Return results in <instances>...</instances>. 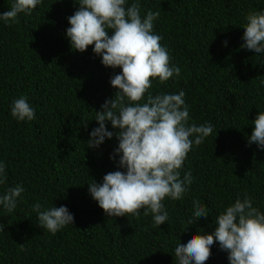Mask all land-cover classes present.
Here are the masks:
<instances>
[{"label": "trees", "instance_id": "1", "mask_svg": "<svg viewBox=\"0 0 264 264\" xmlns=\"http://www.w3.org/2000/svg\"><path fill=\"white\" fill-rule=\"evenodd\" d=\"M13 3L0 0V14ZM140 4L142 17L159 11L154 33L181 69L166 84L154 80L152 94L183 90L189 124L213 125L212 135L193 144L181 169L182 179L191 172L192 184L182 200L164 201L169 219L160 227L144 210L139 218L105 215L89 186L123 171L115 154L118 130L106 122L113 138L96 149L87 141L99 127L96 111L117 91L110 79L122 70L105 67L93 46L84 53L71 48L66 29L79 9L75 0H42L30 15L19 14V23L0 20V162L7 175L0 195L18 184L24 188L13 212L0 205V264H178V243L214 232L216 217L245 192L264 211V149L248 144L253 121L264 111V54L241 47L246 16L264 12V0ZM21 96L35 111L32 121L11 116L12 102ZM195 200L209 217L190 225ZM37 202L41 210L66 206L75 225L54 235L41 228L33 211ZM211 251L206 264H230L218 242Z\"/></svg>", "mask_w": 264, "mask_h": 264}, {"label": "clouds", "instance_id": "2", "mask_svg": "<svg viewBox=\"0 0 264 264\" xmlns=\"http://www.w3.org/2000/svg\"><path fill=\"white\" fill-rule=\"evenodd\" d=\"M63 2V0H57ZM79 9L70 17L66 36L74 51L84 53L90 46L102 57L105 67L121 69V73L110 79L117 91L105 101L101 111H96L95 121L99 127L90 132L88 148H99L105 139H112L110 122L118 132L115 136L119 155L118 168L107 173L102 183L90 184L89 192L108 217L139 218L152 215L154 226H161L169 219L164 201L167 198L182 200L192 184V174L181 178V169L189 152L201 145L213 133V125L205 122L197 126L189 124V106L185 92L178 94H156L151 92L154 80L166 84L181 69L171 62L162 37L154 33V21L159 11L148 10L141 15L140 0H75ZM42 0H14L9 11L0 14L7 24L19 23L18 15H30ZM241 46L257 55L264 54V12L250 11ZM111 31V35L109 34ZM227 42H225V45ZM11 116L18 121H32L35 111L27 97L14 99ZM254 129L248 144L264 149V111L253 121ZM85 129L88 120L83 121ZM194 137V140L192 139ZM113 155L112 159L115 160ZM6 166L0 162V185L6 183ZM24 192L22 185L8 188L0 195V205L11 213L17 207V198ZM194 224L201 218L207 220L209 210L193 201ZM37 202L33 211L38 214L40 227L53 235L72 224L75 218L66 206L44 208ZM212 233L194 234L186 244L175 247L178 264H206L211 258L212 246L219 243L220 249L228 253L230 264H264V211L253 206V198L247 192L243 199L237 198L216 217ZM0 225V231H3Z\"/></svg>", "mask_w": 264, "mask_h": 264}]
</instances>
